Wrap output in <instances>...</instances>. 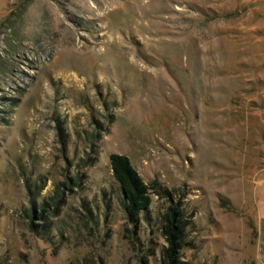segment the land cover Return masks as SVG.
<instances>
[{"label": "rangeland", "instance_id": "rangeland-1", "mask_svg": "<svg viewBox=\"0 0 264 264\" xmlns=\"http://www.w3.org/2000/svg\"><path fill=\"white\" fill-rule=\"evenodd\" d=\"M172 206L179 264H264V0H0V264H165Z\"/></svg>", "mask_w": 264, "mask_h": 264}, {"label": "trees", "instance_id": "trees-1", "mask_svg": "<svg viewBox=\"0 0 264 264\" xmlns=\"http://www.w3.org/2000/svg\"><path fill=\"white\" fill-rule=\"evenodd\" d=\"M109 163L113 178L117 181L122 193V205L127 219L135 223L140 213L146 211L151 205V189H157L156 181L146 184L129 158L123 154L111 153ZM180 210L169 207L164 216L161 227L167 246L164 249L163 260L165 264H179V248L184 238V228ZM40 217V216H39ZM30 225L34 226L32 221Z\"/></svg>", "mask_w": 264, "mask_h": 264}]
</instances>
